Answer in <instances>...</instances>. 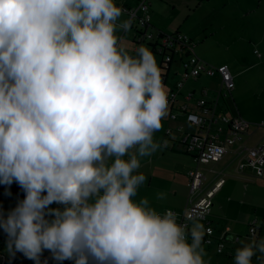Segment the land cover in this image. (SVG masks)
Returning a JSON list of instances; mask_svg holds the SVG:
<instances>
[{"label":"clouds","instance_id":"1","mask_svg":"<svg viewBox=\"0 0 264 264\" xmlns=\"http://www.w3.org/2000/svg\"><path fill=\"white\" fill-rule=\"evenodd\" d=\"M122 11L115 0H0V184L25 192L0 215L10 256L210 264L198 210L178 223L134 199L141 159L161 147L168 94L152 51L120 42L131 27ZM257 252L264 239L237 248L234 264Z\"/></svg>","mask_w":264,"mask_h":264},{"label":"rangeland","instance_id":"2","mask_svg":"<svg viewBox=\"0 0 264 264\" xmlns=\"http://www.w3.org/2000/svg\"><path fill=\"white\" fill-rule=\"evenodd\" d=\"M125 1L130 6H135L138 0ZM148 1L152 8V20L156 26L163 27L173 33L179 31L187 34L196 41V53L206 62L214 66L227 63L233 77L232 98L237 112L249 123L263 121L264 0ZM120 19L127 20V16L122 13ZM121 32L122 30L118 31V36L121 35ZM133 36L134 29L130 27L120 39L129 53L133 48ZM154 40L156 41V38ZM155 58L157 65H159L161 57L155 55ZM181 72L182 68L178 65L171 66L167 83L164 84L167 93L180 80ZM211 80L218 81V77L210 79L203 76L198 85H208ZM194 85L196 82L190 79L184 83V88L188 89ZM165 126L162 120V128L154 133V139L160 144L163 141ZM176 151L183 153L179 148ZM127 158L126 156L125 159ZM225 159H228V162L232 160L227 169L230 172L233 171L237 164V158L233 157L232 159L231 153L218 164L201 165L202 169H213L212 172H207L205 183L218 177L217 173L224 167ZM194 167L195 163L192 158L173 152L172 149L160 147L152 156L141 159V167L138 171L144 173L147 179L138 189L134 199L147 198L151 206L159 210L158 206L165 203L170 204L171 199L186 198L189 188L185 171ZM4 188L6 196L25 197L24 190L16 182L11 185H4ZM160 194L163 195V198H159ZM227 196L231 199L230 201L226 200ZM217 199H220V202H217ZM166 206L173 207L174 205ZM14 208V199L6 198L5 194L2 193L0 195V215L6 217ZM217 211L219 213L215 221L218 224L217 228L228 225L233 232L241 236L242 239L237 246L242 247L244 244L253 241L254 239L250 236L247 237V235L249 225L253 224L255 218L259 227L264 217V179L249 180L244 183L239 177L229 176L226 185L213 200L212 214ZM260 233V239H264V229ZM7 241V234L0 228L1 250L5 253L6 259L9 260L10 255L6 251ZM203 246L208 253L205 260L210 261V264L231 262L228 260L230 258L227 259L224 256L226 252H229V248L227 250L225 247L223 254H217L214 244ZM233 249L234 257L236 249ZM18 260L19 264H35V261L31 259Z\"/></svg>","mask_w":264,"mask_h":264},{"label":"built area","instance_id":"3","mask_svg":"<svg viewBox=\"0 0 264 264\" xmlns=\"http://www.w3.org/2000/svg\"><path fill=\"white\" fill-rule=\"evenodd\" d=\"M115 2L126 14L127 20H131V27L134 29L131 55H135L136 49L140 46L149 48L154 56L159 55L161 60L158 67L161 69L163 84L167 83L172 65L182 68L180 80L167 93L168 115L164 120L168 124L164 128L162 146H167L168 136L173 134L178 136V144L192 156L195 167L185 172L189 190L182 211L171 210L179 214L178 223L189 224L190 222L186 220V213L198 210L201 213L205 229L210 230L204 236V245L214 244L215 252L223 254L228 229L220 235H215L208 215L213 198L224 184L225 179L220 173L208 186H205L207 172L212 170L204 171L201 165L221 161L231 150V147L235 146L236 172L250 168L256 178H263L264 134L253 145L240 143L242 136L247 133L251 124L239 113L232 112L234 83L228 65L214 66L203 60L196 53V41L185 33L179 31L166 33L153 28L148 0H138L135 6H127L121 0H115ZM125 32L122 30L120 39ZM155 38L156 41H153ZM202 76L218 77V81L203 85L198 90L184 88L186 81L190 79L195 81ZM253 125L264 127V120ZM60 205L62 208L64 207L62 204ZM166 210L168 209L160 211V213ZM255 233V226L251 224L249 234L255 235ZM189 239H191L190 236ZM0 257L3 259L2 254ZM262 258L264 259V255ZM40 259L42 264L45 261L47 264H57V260L53 258V254L49 250H44ZM64 261L74 264L73 260ZM0 264H3L2 260ZM90 264H94V262L90 261Z\"/></svg>","mask_w":264,"mask_h":264},{"label":"crops","instance_id":"4","mask_svg":"<svg viewBox=\"0 0 264 264\" xmlns=\"http://www.w3.org/2000/svg\"><path fill=\"white\" fill-rule=\"evenodd\" d=\"M122 1V3H124L125 5H127V6H130L129 4H127L126 3V1L125 0H121ZM121 3V4H122ZM150 7H151V4H150ZM123 13V12H122ZM124 14V13H123ZM125 16H126V14H124ZM151 25H152V27L153 28H155V29H159V30H162V31H164V32H166V33H173V32H171L170 30H165L163 27H160V26H156L155 25V23H154V21L152 20V8H151ZM224 64H226L227 65V63H224ZM203 77V76H202ZM202 77H199L197 80H195V82H196V85H194V86H192L191 88H188V89H196V90H198V89H200L202 86H199L198 85V83H200V78H202ZM210 79H212V78H210ZM194 81V80H193ZM212 81V80H211ZM210 81V82H211ZM209 82V83H210ZM232 112H234V113H236L237 112V110H236V108L234 107V100H233V103H232ZM238 113V112H237ZM241 116V115H240ZM242 117V116H241ZM244 119V118H243ZM163 122L165 123V125H167L168 124V122L167 121H165L164 119H163ZM248 122V121H247ZM251 125L249 126V128H248V131H247V133H245L243 136H242V139H241V141H240V143L241 144H245V145H253L254 143H256V142H258L259 140H260V138L263 136V134H264V127H262V126H260V127H257V126H254L253 124L254 123H250ZM162 138H163V136H162ZM177 140H178V136H176V135H170V136H168V139H167V146H162V142H161V147H163V148H168V149H172L173 150V152H176V153H180V154H182V155H184V156H186V157H190V159L192 158V156L191 155H189V154H187L186 152H185V149L180 145V144H178V142H177ZM180 149V150H182L183 151V153L181 152V151H176V149ZM234 148H235V146H233V147H231V150H229L228 152H227V154L223 157V159L221 160V161H219V162H217V163H214V164H218V163H220V162H222L223 160H224V158L225 157H227V155L229 154V153H231L232 154V159H233V157H235V153H234ZM192 160H193V158H192ZM194 162V161H193ZM232 162V160H230L229 162H228V159H225V161H224V167L222 168V170L221 171H219V173H217V174H223L222 176L224 177V179H225V182H224V184L222 185V187L219 189V191L215 194V196H214V198L217 196V194L220 192V191H222V189H223V187L226 185V181H227V178L229 177V176H235V177H239L242 181H244V183H246V182H248L249 180H251V181H253V180H262V179H264V177L263 178H256L255 177V175H254V173L251 171V169L250 168H245L242 172H236V168H235V166H234V170L233 171H231L230 172V170L228 171V169H227V166L230 164ZM225 163H226V165H225ZM204 171H208V170H213V169H203ZM186 172V171H185ZM212 172V171H211ZM228 172V173H227ZM230 172V173H229ZM187 180V179H186ZM213 180H211V181H209V182H207V183H205V186H208L211 182H212ZM3 186H4V184H3ZM4 190H5V188H4ZM189 190V189H188ZM6 191V190H5ZM5 195H6V192H5ZM175 195H176V192H175ZM187 195H188V191H187V194H186V198L185 197H182V199H171L170 200V204H167V203H165V204H163V205H161V206H158V208H159V210H157L158 212H160V211H163V210H165V209H174V210H176L177 212H180V211H182V209H183V207H184V205H185V203H186V199H187ZM9 198H11V199H14V206L16 207L17 206V204L19 203V201H21V200H23L25 197H21V196H11V195H9L8 196ZM214 198H213V200H214ZM222 200V199H221ZM226 200H228V201H230L231 199L229 198V196H227V199ZM220 202V199H217V202ZM241 202V201H240ZM166 205H174L173 207L172 206H170V207H168V206H166ZM212 206H213V204H212ZM49 207H51V208H61L62 209V206L60 205V204H57V203H53V204H51ZM256 210V209H255ZM254 210V211H255ZM219 216V213H218V211L217 212H213V214H212V207H211V210H210V214L208 215V219H209V221H210V223H211V225L213 226V229H214V234L215 235H220V234H222L223 232H225L227 229H228V231L226 232V240H225V244H226V248H227V250H228V248L230 249L229 250V252H226L225 254H224V256H226V258L228 259V258H230V259H228V260H231V262L230 263H227V262H225V264H234V257H233V255H234V249L233 248H235V249H237V248H239L240 246H237V244L240 242V240L242 239L241 238V236L239 235V234H237V233H235V232H233L232 230H231V228H230V226H228V225H226V226H224L223 228H217V223L215 222L216 221V217H218ZM49 219H51V217H49ZM258 221V220H257ZM215 223V224H214ZM251 225V224H250ZM250 225H249V227H250ZM253 225L255 226V229H256V233H255V235H250L249 233H248V235H247V237L248 236H250V237H252V239H254L255 241H259L260 240V235H261V231L264 229V217L262 218V220H261V222H260V225H259V227L257 226V223H256V218H255V220H254V222H253ZM236 237H237V239H236ZM190 240V239H189ZM228 245H231V247H228ZM2 248H1V242H0V254H2L3 255V259L0 257V262H1V260H2V262H3V264H19L18 263V259H20V260H26V259H28L27 257H25L24 256V254L23 253H21V252H16V254H15V256L13 257V256H10V258H9V260H7L6 259V255H5V253H3V251L1 250ZM262 254H260L259 252H257L256 253V255L255 256H253L252 257V264H264V259L262 258ZM232 259H233V261H232ZM233 262V263H232ZM41 264H42V262H41Z\"/></svg>","mask_w":264,"mask_h":264},{"label":"water","instance_id":"5","mask_svg":"<svg viewBox=\"0 0 264 264\" xmlns=\"http://www.w3.org/2000/svg\"><path fill=\"white\" fill-rule=\"evenodd\" d=\"M2 193L5 194V190L3 189V184H0V195H2ZM5 197L7 198L8 196L5 195Z\"/></svg>","mask_w":264,"mask_h":264},{"label":"trees","instance_id":"6","mask_svg":"<svg viewBox=\"0 0 264 264\" xmlns=\"http://www.w3.org/2000/svg\"><path fill=\"white\" fill-rule=\"evenodd\" d=\"M57 264H70V263L66 261H57Z\"/></svg>","mask_w":264,"mask_h":264}]
</instances>
